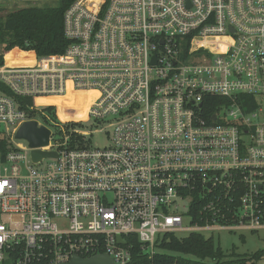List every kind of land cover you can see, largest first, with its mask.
I'll use <instances>...</instances> for the list:
<instances>
[{
    "label": "built area",
    "instance_id": "1",
    "mask_svg": "<svg viewBox=\"0 0 264 264\" xmlns=\"http://www.w3.org/2000/svg\"><path fill=\"white\" fill-rule=\"evenodd\" d=\"M63 14L61 55L0 45V264H134L167 234L264 232V0ZM25 122L45 146L15 142Z\"/></svg>",
    "mask_w": 264,
    "mask_h": 264
},
{
    "label": "trees",
    "instance_id": "2",
    "mask_svg": "<svg viewBox=\"0 0 264 264\" xmlns=\"http://www.w3.org/2000/svg\"><path fill=\"white\" fill-rule=\"evenodd\" d=\"M74 0H58L50 7H20L0 19V45L18 56L44 57L61 55L68 46L64 38L63 16ZM15 49L16 51L12 50ZM134 264H260L264 249L253 254L237 256L224 253L200 233L185 237L164 235L160 252L150 259L133 256Z\"/></svg>",
    "mask_w": 264,
    "mask_h": 264
},
{
    "label": "rangeland",
    "instance_id": "3",
    "mask_svg": "<svg viewBox=\"0 0 264 264\" xmlns=\"http://www.w3.org/2000/svg\"><path fill=\"white\" fill-rule=\"evenodd\" d=\"M27 0H2L1 4L4 5L0 9V19L5 17L6 14L10 13L13 10L19 9L26 5ZM33 6L40 7H50L56 4L55 0H30ZM12 5H16V7L12 8ZM79 100V99H78ZM77 100V101H78ZM76 101L72 100L71 104ZM39 107L44 106V104H39ZM16 143L24 144L26 142L25 139H18L15 141ZM108 144L107 138L104 135L99 134L95 135L92 140V145L98 148L106 147ZM184 235V234H182ZM203 236L205 238L211 237L213 242L224 252L230 253L234 252L237 256L249 255L253 254L261 249H264V232L259 231L257 233L249 232L246 230L238 231V232H229V231H209L204 233ZM264 262V261H263ZM261 262L260 264H262Z\"/></svg>",
    "mask_w": 264,
    "mask_h": 264
},
{
    "label": "water",
    "instance_id": "4",
    "mask_svg": "<svg viewBox=\"0 0 264 264\" xmlns=\"http://www.w3.org/2000/svg\"><path fill=\"white\" fill-rule=\"evenodd\" d=\"M48 136L49 131H47L44 127L37 128L35 122H25L17 131L16 139H25L31 148H38L47 144ZM49 156H54V154L44 151H34L32 153V161L35 163L40 162L42 158ZM118 242L124 244L123 241ZM67 264H110V262L106 256H94L90 259L75 257ZM262 264H264V262Z\"/></svg>",
    "mask_w": 264,
    "mask_h": 264
},
{
    "label": "bare ground",
    "instance_id": "5",
    "mask_svg": "<svg viewBox=\"0 0 264 264\" xmlns=\"http://www.w3.org/2000/svg\"><path fill=\"white\" fill-rule=\"evenodd\" d=\"M12 50L16 51L15 49H12Z\"/></svg>",
    "mask_w": 264,
    "mask_h": 264
}]
</instances>
